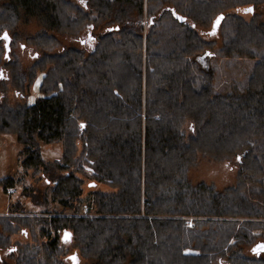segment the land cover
Listing matches in <instances>:
<instances>
[{"label":"trees","instance_id":"16d2710c","mask_svg":"<svg viewBox=\"0 0 264 264\" xmlns=\"http://www.w3.org/2000/svg\"><path fill=\"white\" fill-rule=\"evenodd\" d=\"M263 1L0 0L7 79L28 97L43 72L32 102L9 105L0 85V133L14 134L23 167L54 179V198L72 209L41 218L39 242L9 246L0 231L10 260L0 255V264H66L60 255L69 245L80 255L67 259L81 256L87 264H264L242 252L264 237V220L236 219L264 216V20L241 14ZM220 14L221 54L257 59L246 86L230 93H217L213 76L192 59L213 42L197 25L213 32ZM29 17L39 29L28 40L44 51L23 67L3 55L1 35L11 41L10 32ZM84 29L83 44L54 50L55 33ZM53 142L61 155L47 160L42 144ZM198 155H239L236 185L192 184L187 170ZM78 174L109 187L89 191L84 214ZM0 183L6 190L15 179ZM14 221L0 215L8 232L18 229ZM63 230L71 232L67 242Z\"/></svg>","mask_w":264,"mask_h":264},{"label":"rangeland","instance_id":"374dc122","mask_svg":"<svg viewBox=\"0 0 264 264\" xmlns=\"http://www.w3.org/2000/svg\"><path fill=\"white\" fill-rule=\"evenodd\" d=\"M78 5H83L82 0H71ZM251 4V3H249ZM249 4H244L249 6ZM242 6L243 5H238ZM253 12L241 11L244 18L249 19L254 12L258 14L261 20H264V1L259 3H252ZM234 8H236L234 6ZM232 9V8H231ZM230 9V10H231ZM241 10V9H240ZM211 25L203 26L197 25V31L201 36L206 39L212 40L210 48L203 49L192 56L200 68L209 71L213 76L214 88L217 93H230L233 90H242L246 86L247 80L251 74L253 65L256 58H248L244 56H224L221 54L222 49V33L217 31H210L205 33L203 30L210 29ZM39 29V25L32 17L24 18L23 21L17 23L15 31L10 32L11 41L10 48L7 52L3 50L10 59H17L19 64L23 67L30 66L33 61L43 53V49L39 45H35L28 40L29 36H34ZM88 33V29H84L78 35L59 34L55 35L59 38V45L54 50H60L70 44L78 45L83 44L84 38ZM81 41V42H80ZM4 39L2 41L3 45ZM23 45L24 47H21ZM53 50V51H54ZM210 54V55H209ZM5 58L0 59V85L6 84V101L11 106H16L24 100L28 102L34 101L35 97L39 95L38 86L41 82L43 72H38L36 78L28 93V97H23L16 89L10 84L7 76L9 75V65L5 63ZM7 66V67H6ZM184 127L189 132V122L184 124ZM22 145L16 140L14 134L0 133V178L12 177L15 179V184L4 189L0 183V215L6 214L7 216L15 218V227L18 229L13 232H8L0 227L3 235L9 236V246L15 245L17 242L25 245L26 243H33L41 241L42 223L40 219L49 218L52 215H70L72 209L63 207L55 198L52 188L55 180L51 179L48 183L45 181L46 175H43L41 170H34V168H24L20 154ZM42 155L47 160H52L61 155V145L59 142L42 144ZM239 155L230 158L214 159L209 156L198 155L196 163L191 165L187 170V178L192 184L205 182L212 184L217 190L225 189L229 186H234L238 182L237 170L239 167L240 159L237 160ZM84 177L82 174H78ZM85 182L82 184L81 201L78 204V212L81 214L86 213L90 197L89 191L96 188L109 190V187L102 183L91 184L89 179L84 177ZM241 191H245L246 187L240 186ZM92 212V210H91ZM255 219V221L264 220L262 217H239L236 218L240 221L246 219ZM188 224H192V217L187 218ZM41 229V231L39 230ZM25 233H27L25 235ZM43 237V236H42ZM263 241L264 237L257 236L252 243L245 244L242 247V252L248 256H257L264 258V251L256 254L252 251V247L258 242ZM67 252L60 257L66 264H87L85 258L79 256L78 250L69 245ZM195 251V250H193ZM77 252L79 258L74 262L67 259V255ZM0 255L9 260L6 248H0ZM10 261V260H9ZM218 261V260H217ZM212 264H218V262Z\"/></svg>","mask_w":264,"mask_h":264},{"label":"water","instance_id":"95a60500","mask_svg":"<svg viewBox=\"0 0 264 264\" xmlns=\"http://www.w3.org/2000/svg\"><path fill=\"white\" fill-rule=\"evenodd\" d=\"M250 8H252V7H250ZM221 16H223V14H220V15H218L217 17H216V19L213 21V23H212V30L213 31H216V29H217V27H218V24H216V21H217V18L218 17H221ZM215 26V27H214ZM5 33H7L6 31H4L3 33H2V37H3V35L5 34ZM7 35H8V33H7ZM8 37H9V35H8ZM10 39H7V40H5L4 39V47H5V53L7 54V52H8V50H9V48H10V46H9V41ZM65 232H67V233H70V237H71V232L69 231V230H63V232H62V234H61V240H63L64 241V239H63V237H64V235H65ZM70 239V238H69ZM258 245H264V242L263 241H258L253 247H252V251L253 252H255L256 254H259L260 252H262V251H264V250H259V249H257V246ZM254 249H257L256 251H254ZM220 264H229V263H227V262H222V263H220Z\"/></svg>","mask_w":264,"mask_h":264},{"label":"snow or ice","instance_id":"6c2138e0","mask_svg":"<svg viewBox=\"0 0 264 264\" xmlns=\"http://www.w3.org/2000/svg\"><path fill=\"white\" fill-rule=\"evenodd\" d=\"M82 2H83V0H82ZM244 11H246V12H253V9L252 8H247V9H244ZM221 19H222V16L221 17H218L217 18V21H216V24H219V22H220ZM193 27H195V26L193 25ZM213 34H215V33L213 32ZM3 39H5V40L9 39L7 33H5L3 35ZM21 47H24V46L21 45ZM81 127H84V125H81ZM239 159H240V157H237V160H239ZM45 182L48 183L49 181L46 180ZM26 234L27 233H25V235ZM69 238H70V233L65 232V235L63 237V239L65 240V242H67L69 240ZM257 249L264 250V245H258L257 246ZM257 249H254V251H256ZM9 251L12 252V251H15V249H9ZM69 259L73 260L74 262L77 261V257L75 255H73L72 257H69Z\"/></svg>","mask_w":264,"mask_h":264},{"label":"flooded vegetation","instance_id":"af4514ba","mask_svg":"<svg viewBox=\"0 0 264 264\" xmlns=\"http://www.w3.org/2000/svg\"><path fill=\"white\" fill-rule=\"evenodd\" d=\"M9 39H10V36H9ZM10 41V40H9Z\"/></svg>","mask_w":264,"mask_h":264}]
</instances>
